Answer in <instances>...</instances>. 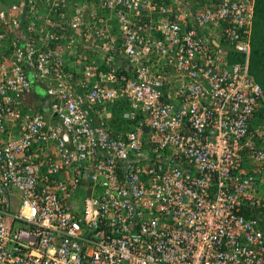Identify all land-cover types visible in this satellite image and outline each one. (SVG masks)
Here are the masks:
<instances>
[{
  "label": "built area",
  "instance_id": "built-area-1",
  "mask_svg": "<svg viewBox=\"0 0 264 264\" xmlns=\"http://www.w3.org/2000/svg\"><path fill=\"white\" fill-rule=\"evenodd\" d=\"M253 4L0 0V264H264Z\"/></svg>",
  "mask_w": 264,
  "mask_h": 264
},
{
  "label": "trees",
  "instance_id": "trees-1",
  "mask_svg": "<svg viewBox=\"0 0 264 264\" xmlns=\"http://www.w3.org/2000/svg\"><path fill=\"white\" fill-rule=\"evenodd\" d=\"M8 1V0H4ZM252 31L250 37V54L248 72L255 81L264 88V0H254ZM229 61L240 60V55H234L232 51L228 53ZM108 65L100 67L101 70L108 69ZM261 101V100H260ZM126 108L124 102L118 106H112V116L108 120V127L113 133L124 131L131 128V121L123 117L122 111ZM264 105L258 107L257 114L262 117Z\"/></svg>",
  "mask_w": 264,
  "mask_h": 264
},
{
  "label": "rangeland",
  "instance_id": "rangeland-1",
  "mask_svg": "<svg viewBox=\"0 0 264 264\" xmlns=\"http://www.w3.org/2000/svg\"><path fill=\"white\" fill-rule=\"evenodd\" d=\"M34 88H35V91L39 94L40 97L44 96L45 92H44V88L42 86H40L38 83H36V85H34ZM81 196H83V192L81 193ZM76 202L78 204H80V198H77Z\"/></svg>",
  "mask_w": 264,
  "mask_h": 264
},
{
  "label": "crops",
  "instance_id": "crops-1",
  "mask_svg": "<svg viewBox=\"0 0 264 264\" xmlns=\"http://www.w3.org/2000/svg\"><path fill=\"white\" fill-rule=\"evenodd\" d=\"M33 93H34L35 95L39 96V94L35 91V88L33 89ZM37 96H36V97H37ZM36 97H35V98H36ZM40 98H41V97H40Z\"/></svg>",
  "mask_w": 264,
  "mask_h": 264
}]
</instances>
